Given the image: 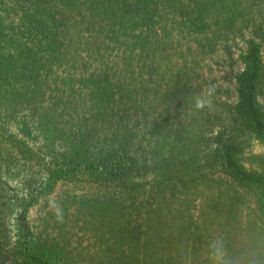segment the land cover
<instances>
[{
    "label": "trees",
    "instance_id": "trees-1",
    "mask_svg": "<svg viewBox=\"0 0 264 264\" xmlns=\"http://www.w3.org/2000/svg\"><path fill=\"white\" fill-rule=\"evenodd\" d=\"M235 55L215 129L212 65ZM253 142L264 0H0V264H182L215 226L264 264Z\"/></svg>",
    "mask_w": 264,
    "mask_h": 264
},
{
    "label": "rangeland",
    "instance_id": "rangeland-1",
    "mask_svg": "<svg viewBox=\"0 0 264 264\" xmlns=\"http://www.w3.org/2000/svg\"><path fill=\"white\" fill-rule=\"evenodd\" d=\"M254 39L256 40V38H254ZM235 61L236 62L232 63L231 68L228 67L229 63H227V62H229V59L225 65H221V67H222L221 69L218 68L216 65H212L213 77L212 76L211 77L214 79V81L212 82L213 91L211 93L209 92L210 98L208 97V101L211 104H213V111H212V115L210 117L211 123L206 122L205 126L207 125V123H208V126H209V124L213 123V125L215 126V129H216L218 126H225L226 128H228V125H230L229 124V118L224 116L225 115L224 109L220 104H222V101L226 100L227 98H228L227 99L228 101H232L234 99V97H233L234 94H232L233 93L232 92L233 90L231 88L232 85L229 83V81L227 79H224V75H222L223 74L222 72L224 71L226 73V71L229 69L234 70V69L240 68L241 65L237 61L236 55H235ZM225 76H226V74H225ZM206 77H207V79H210V78H208V76H206ZM204 88L207 89V85H205ZM228 88H229V90H227ZM231 94H232V96H231ZM204 97H205V94H204ZM260 97H262V96H260ZM210 103H208V105ZM202 112H204V111H202ZM249 147H250V151L255 155L264 153V145H262V144H258V143L253 142V143H250ZM248 148H246V149H248ZM245 152H246V150L244 151V154H245ZM243 162L246 165H251V166L257 165L256 162L255 163L254 162L249 163L248 160H243ZM241 202H243V203H241V206L243 208H248L249 210H251L253 212L254 204L252 203V201H250V198H248V200H247V198H243V199H241ZM186 216L187 217L185 219V222L190 221V219L191 220L193 219L194 220L193 222H197V223L199 222V221H197V220H199L198 217H196V215L194 213H192L190 215L186 214ZM232 224H235V223L232 222ZM213 225H215V224H213ZM211 229H212V231L210 230L211 236L209 238L211 239L212 242L209 243L210 245L208 247L202 246L201 242H199L197 237H194V236H192L193 238L191 239V241L186 240L187 242H185V245L188 246L189 249L198 245V246H200V250H199L198 255L196 256L195 260H194V258H195L196 254L194 255V258H193L190 251H187L186 257H185L186 259L182 264H195V262H196V264H214L213 257L210 255L209 252H212L213 248L218 246L219 242H222V240L220 238L222 236L223 231L221 229H219L218 226H215L214 228H211ZM259 230L263 231L261 228H259ZM234 232H231L229 234V238L227 237L228 241L230 240L233 243L232 251H237L239 253V252H241V250H244L245 248H248V247H252V248L257 250V248L260 246V244H258V240H254V237H251V238H250V236L249 237H242L239 235H234L237 233V232H235V233ZM193 233H195V231H193ZM202 233L203 232L200 233L199 237L202 236ZM263 234H264V232H263ZM261 236H262V233H261ZM256 237H257V235H256ZM167 249H168V247H166V249L163 250L164 253L167 252ZM168 253L171 256L176 258L178 256L177 246L173 244L172 247L168 250ZM178 259L181 260V256H178Z\"/></svg>",
    "mask_w": 264,
    "mask_h": 264
},
{
    "label": "clouds",
    "instance_id": "clouds-1",
    "mask_svg": "<svg viewBox=\"0 0 264 264\" xmlns=\"http://www.w3.org/2000/svg\"><path fill=\"white\" fill-rule=\"evenodd\" d=\"M203 106L204 102L198 100L196 107L199 109ZM210 255L213 257L214 264H256L258 260L256 249L248 247L239 253H232L223 242H219Z\"/></svg>",
    "mask_w": 264,
    "mask_h": 264
}]
</instances>
